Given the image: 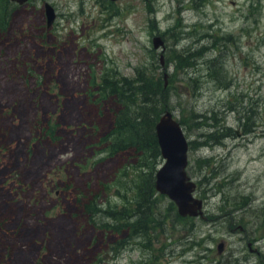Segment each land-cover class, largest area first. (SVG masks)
I'll use <instances>...</instances> for the list:
<instances>
[{
  "label": "rangeland",
  "instance_id": "obj_1",
  "mask_svg": "<svg viewBox=\"0 0 264 264\" xmlns=\"http://www.w3.org/2000/svg\"><path fill=\"white\" fill-rule=\"evenodd\" d=\"M140 70L166 80L203 201L180 222L156 191L148 243L77 202L134 208V159L106 153L110 112L90 95ZM0 264H264V0H0Z\"/></svg>",
  "mask_w": 264,
  "mask_h": 264
},
{
  "label": "trees",
  "instance_id": "obj_2",
  "mask_svg": "<svg viewBox=\"0 0 264 264\" xmlns=\"http://www.w3.org/2000/svg\"><path fill=\"white\" fill-rule=\"evenodd\" d=\"M194 57L192 52L189 56L179 55L177 59H183L186 66ZM164 83L154 73L144 70L136 71L133 78L104 75L95 82L90 96L97 94L95 103L107 111L109 109L111 116V127L102 140L106 143L104 148L107 154H131L135 164L132 168L133 188L137 198L134 208L123 206L105 210L98 206L96 196L77 199L82 214L89 221L94 222L95 215L103 213L112 220V229L121 231L130 226L133 234L143 237L146 242L158 239L157 229L162 232L165 218L164 213L161 215L156 211L154 199L155 172L161 158L155 124L163 112L174 108ZM38 132L44 138L56 141L57 124L48 120ZM130 218L132 221L128 220ZM174 218L181 222L191 217H182L176 211Z\"/></svg>",
  "mask_w": 264,
  "mask_h": 264
},
{
  "label": "water",
  "instance_id": "obj_3",
  "mask_svg": "<svg viewBox=\"0 0 264 264\" xmlns=\"http://www.w3.org/2000/svg\"><path fill=\"white\" fill-rule=\"evenodd\" d=\"M23 4L26 0H12ZM47 26L49 27L56 18L54 7L44 3ZM153 47L161 48L160 64H164V44L162 38H153ZM167 73L164 74L166 79ZM166 81V80H165ZM155 133L160 148L163 163L155 172V190L169 197L174 202L177 213L182 216H201L203 201L193 196L196 183L187 175L189 143L181 123L174 116L173 111L166 110L158 118L155 124ZM224 241H220L216 247L222 250Z\"/></svg>",
  "mask_w": 264,
  "mask_h": 264
},
{
  "label": "flooded vegetation",
  "instance_id": "obj_4",
  "mask_svg": "<svg viewBox=\"0 0 264 264\" xmlns=\"http://www.w3.org/2000/svg\"><path fill=\"white\" fill-rule=\"evenodd\" d=\"M220 241H224V240L222 239V240H220ZM220 241H219V242H220ZM219 242H218V243H219ZM224 249H225V241H224V244H223L222 250H221L220 252H218L217 250H216V251H217V253H221Z\"/></svg>",
  "mask_w": 264,
  "mask_h": 264
}]
</instances>
